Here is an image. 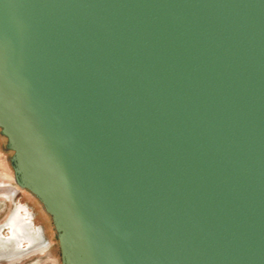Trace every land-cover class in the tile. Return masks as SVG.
Listing matches in <instances>:
<instances>
[{
    "label": "water",
    "instance_id": "obj_1",
    "mask_svg": "<svg viewBox=\"0 0 264 264\" xmlns=\"http://www.w3.org/2000/svg\"><path fill=\"white\" fill-rule=\"evenodd\" d=\"M0 135L61 264H264V0H0Z\"/></svg>",
    "mask_w": 264,
    "mask_h": 264
},
{
    "label": "rangeland",
    "instance_id": "obj_2",
    "mask_svg": "<svg viewBox=\"0 0 264 264\" xmlns=\"http://www.w3.org/2000/svg\"><path fill=\"white\" fill-rule=\"evenodd\" d=\"M11 156L12 152L6 148V139L0 135V238L7 239L4 249L9 251L6 255L0 253V264H61L58 241L51 219L37 199L14 181ZM20 209L31 214L34 226L43 229L45 242L29 245L27 235L20 230H16L18 235L16 233L13 236L11 229L13 227L9 228L7 222ZM15 238L20 239L16 241ZM12 244H15L16 250L12 248Z\"/></svg>",
    "mask_w": 264,
    "mask_h": 264
},
{
    "label": "bare ground",
    "instance_id": "obj_3",
    "mask_svg": "<svg viewBox=\"0 0 264 264\" xmlns=\"http://www.w3.org/2000/svg\"><path fill=\"white\" fill-rule=\"evenodd\" d=\"M32 219H33V217L31 216V214H29L28 212H26L23 209H20V210L16 211L11 216V218L7 222V225L9 226V228L13 227V228H11L12 229L13 236H15L16 233H17V231H19V230L22 231V232H24V234L27 235V237H28V239L26 238V240L28 241L29 245L30 244L33 245L34 243L37 244L39 242H42V243L45 242L46 240H45V236H44L43 229L40 226H34ZM17 235H18V233H17ZM18 237H20V236H18ZM1 238H4V237H1ZM1 238H0V253H3V254L6 255L7 253H9V251H6L4 249L6 247L4 244L6 242H8V241H7V239H1ZM19 239L20 238H17V240H16V238H15L14 240L19 241ZM12 242L14 243V241H12ZM12 246L11 247L14 248V250H16L15 249V244H12Z\"/></svg>",
    "mask_w": 264,
    "mask_h": 264
}]
</instances>
